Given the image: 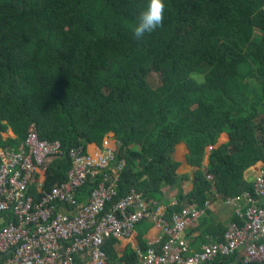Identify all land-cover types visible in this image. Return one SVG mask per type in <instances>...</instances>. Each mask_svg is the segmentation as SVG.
Listing matches in <instances>:
<instances>
[{
	"label": "trees",
	"instance_id": "16d2710c",
	"mask_svg": "<svg viewBox=\"0 0 264 264\" xmlns=\"http://www.w3.org/2000/svg\"><path fill=\"white\" fill-rule=\"evenodd\" d=\"M165 2L163 26L136 39L148 0H0V149L18 147L33 124L67 153L94 143L103 149L115 135L113 168L126 163L120 198L136 191L169 206L165 191L177 192L168 220L204 208L214 192L224 204L254 194L256 179L249 183L246 173L264 164V0ZM10 128L17 139L3 137ZM223 134L230 142L216 149ZM182 143L199 169L189 195L183 185L191 179L174 160ZM72 167L69 156L52 158L37 180L50 191ZM102 176L80 188V203ZM39 181L30 190L37 201ZM258 202L264 209V198ZM121 242L106 246L112 262ZM137 263L132 251L122 264ZM216 264L244 261L237 254Z\"/></svg>",
	"mask_w": 264,
	"mask_h": 264
},
{
	"label": "built area",
	"instance_id": "2783aa9c",
	"mask_svg": "<svg viewBox=\"0 0 264 264\" xmlns=\"http://www.w3.org/2000/svg\"><path fill=\"white\" fill-rule=\"evenodd\" d=\"M116 151L107 139L99 154L84 147L67 153L60 140L41 139L34 124L18 147L0 149V264H113L106 251L108 242L130 240L144 222L160 227L164 236L161 252L155 247L136 251L137 264H216L241 252L244 264H264V209L258 202L264 198V168L254 194L225 200L240 222L230 225L224 241L196 253L186 234L212 210L214 200L224 197L214 192L204 208H186L168 220V208L143 194L134 191L120 198L126 163L113 168ZM65 156L73 166L68 180L45 190L38 173L50 159ZM102 175L103 182L89 202L80 203V188ZM36 181L42 195L38 201L30 192Z\"/></svg>",
	"mask_w": 264,
	"mask_h": 264
},
{
	"label": "crops",
	"instance_id": "0c3cea01",
	"mask_svg": "<svg viewBox=\"0 0 264 264\" xmlns=\"http://www.w3.org/2000/svg\"><path fill=\"white\" fill-rule=\"evenodd\" d=\"M5 140L17 139V135L12 128L8 132L3 134ZM113 144H117L115 135L110 136ZM230 142V138L227 134L221 135L216 149L227 145ZM102 151V147L94 143L88 146V153L99 154ZM212 148L208 150V157L205 161V168L207 169L210 164V154ZM191 155L188 145L180 144L174 154V160L180 165L179 175L181 177L188 176L190 181L183 185L185 195L191 194L195 189V176L199 169L194 168L189 163V157ZM264 164L259 162L254 168L250 169L246 173V179L249 183L255 181L260 175L261 169ZM48 167V166H47ZM165 194H170L166 199L169 206L178 203L177 192L170 193L168 190ZM214 206L212 210L208 212L195 227L191 228L186 234V239L191 243L192 252H201L205 246L216 244L222 241L224 233L228 230L230 225L237 221L236 210L231 207H227L222 201L214 200ZM166 209L168 204L163 205ZM164 233L160 227L151 222H144L139 225L134 232L132 238L128 241H122L120 244H116L115 254L118 256L113 259V264H122L123 260L132 252L147 246L148 248L155 247L160 248ZM241 259L244 257V253L240 254Z\"/></svg>",
	"mask_w": 264,
	"mask_h": 264
},
{
	"label": "clouds",
	"instance_id": "9594fccd",
	"mask_svg": "<svg viewBox=\"0 0 264 264\" xmlns=\"http://www.w3.org/2000/svg\"><path fill=\"white\" fill-rule=\"evenodd\" d=\"M166 7L165 0H148L146 8L139 14L133 27L134 37L143 39L146 34H152L162 27Z\"/></svg>",
	"mask_w": 264,
	"mask_h": 264
},
{
	"label": "rangeland",
	"instance_id": "374dc122",
	"mask_svg": "<svg viewBox=\"0 0 264 264\" xmlns=\"http://www.w3.org/2000/svg\"><path fill=\"white\" fill-rule=\"evenodd\" d=\"M150 84L152 86H154V87L159 86V84H160V78H159V76L158 75L151 76V78H150ZM108 142H111L113 144L111 138H108Z\"/></svg>",
	"mask_w": 264,
	"mask_h": 264
}]
</instances>
